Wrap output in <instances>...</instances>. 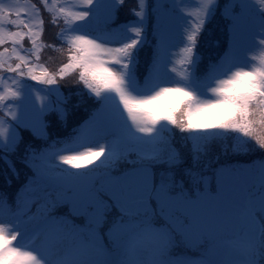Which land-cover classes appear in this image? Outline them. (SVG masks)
Returning <instances> with one entry per match:
<instances>
[{
    "label": "snow or ice",
    "instance_id": "snow-or-ice-1",
    "mask_svg": "<svg viewBox=\"0 0 264 264\" xmlns=\"http://www.w3.org/2000/svg\"><path fill=\"white\" fill-rule=\"evenodd\" d=\"M0 264H264V0H0Z\"/></svg>",
    "mask_w": 264,
    "mask_h": 264
},
{
    "label": "trees",
    "instance_id": "trees-1",
    "mask_svg": "<svg viewBox=\"0 0 264 264\" xmlns=\"http://www.w3.org/2000/svg\"><path fill=\"white\" fill-rule=\"evenodd\" d=\"M122 19H123V18H122ZM54 32H55L54 29H49V31H48V33H47V36H48L49 39H51V37L54 35ZM203 55H204V62L207 63L208 60H209V58H214V57H215V50L212 49V48H205V49L203 50ZM53 66H54V65H53ZM140 71H141V72H144V71H145V65H143V64L141 65ZM74 86H75V85H74ZM82 115H83L84 117H87L88 113H86V112H82ZM96 162H98V161H96ZM189 254H191V253H189Z\"/></svg>",
    "mask_w": 264,
    "mask_h": 264
},
{
    "label": "rangeland",
    "instance_id": "rangeland-1",
    "mask_svg": "<svg viewBox=\"0 0 264 264\" xmlns=\"http://www.w3.org/2000/svg\"><path fill=\"white\" fill-rule=\"evenodd\" d=\"M98 163V162H97Z\"/></svg>",
    "mask_w": 264,
    "mask_h": 264
}]
</instances>
